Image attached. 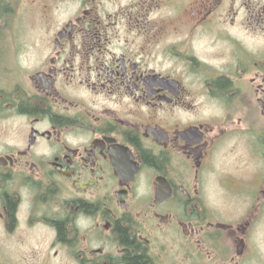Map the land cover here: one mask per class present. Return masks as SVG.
I'll return each mask as SVG.
<instances>
[{
    "label": "flooded vegetation",
    "instance_id": "1",
    "mask_svg": "<svg viewBox=\"0 0 264 264\" xmlns=\"http://www.w3.org/2000/svg\"><path fill=\"white\" fill-rule=\"evenodd\" d=\"M220 195L239 217L213 214ZM263 210L264 0H0L8 247L248 264Z\"/></svg>",
    "mask_w": 264,
    "mask_h": 264
},
{
    "label": "rangeland",
    "instance_id": "2",
    "mask_svg": "<svg viewBox=\"0 0 264 264\" xmlns=\"http://www.w3.org/2000/svg\"><path fill=\"white\" fill-rule=\"evenodd\" d=\"M226 159L219 162L218 165L220 166V164L225 162L230 166V164H232V159L229 157ZM208 202V205L211 206L210 210L213 214L219 220H223L224 222H229L239 217L243 212L242 208L237 209V206L240 204L229 197H223L220 195L209 199ZM253 222L251 223V229L247 236L249 243L248 248H250L252 254L251 258L248 260V264H264V210L262 214H260ZM6 243L8 242L4 240L0 233V264L3 263L4 259L2 257H4V253H6L7 250H10L12 254L11 257L15 258L14 264H36L34 258L31 257V253L38 251L40 246H36L29 240H25L23 243H19L17 241L15 243L12 242L13 246L10 245V247H8ZM55 264H65V259L59 258Z\"/></svg>",
    "mask_w": 264,
    "mask_h": 264
},
{
    "label": "trees",
    "instance_id": "3",
    "mask_svg": "<svg viewBox=\"0 0 264 264\" xmlns=\"http://www.w3.org/2000/svg\"><path fill=\"white\" fill-rule=\"evenodd\" d=\"M121 264H143L141 258H125Z\"/></svg>",
    "mask_w": 264,
    "mask_h": 264
}]
</instances>
